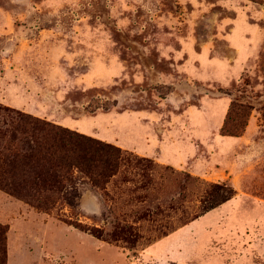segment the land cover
Returning a JSON list of instances; mask_svg holds the SVG:
<instances>
[{
    "label": "rangeland",
    "instance_id": "rangeland-1",
    "mask_svg": "<svg viewBox=\"0 0 264 264\" xmlns=\"http://www.w3.org/2000/svg\"><path fill=\"white\" fill-rule=\"evenodd\" d=\"M0 106L123 150L14 195L0 117L6 264H264V0H0Z\"/></svg>",
    "mask_w": 264,
    "mask_h": 264
},
{
    "label": "trees",
    "instance_id": "trees-1",
    "mask_svg": "<svg viewBox=\"0 0 264 264\" xmlns=\"http://www.w3.org/2000/svg\"><path fill=\"white\" fill-rule=\"evenodd\" d=\"M0 117L6 118V126L13 128L11 143L16 150H9V157L13 161L11 158L4 160L6 166L10 167L5 173L18 170L34 176V181L29 183L13 182L14 195L23 196L30 183L42 188H53L62 176L70 175L76 169L89 175L97 185L108 182L120 170L123 160V150L120 147L30 114L20 113L16 116L15 112L1 106ZM227 190L224 201L234 195L232 187ZM213 207L206 208L205 211ZM7 232L5 226H0V264H6L7 261Z\"/></svg>",
    "mask_w": 264,
    "mask_h": 264
}]
</instances>
